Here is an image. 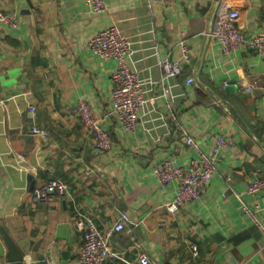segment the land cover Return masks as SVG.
I'll return each mask as SVG.
<instances>
[{
	"label": "crops",
	"instance_id": "0c3cea01",
	"mask_svg": "<svg viewBox=\"0 0 264 264\" xmlns=\"http://www.w3.org/2000/svg\"><path fill=\"white\" fill-rule=\"evenodd\" d=\"M105 1L107 11L94 14L85 0H0V9L19 19L17 28L0 23V264L9 257L5 236L25 264L41 256L48 264H79L84 233L77 210L100 229L128 215L125 241L110 243L135 264L132 238L152 264H264V235L238 198L260 206L264 225V192L247 194L264 176V60L247 48L224 54L209 36L223 4L240 13L246 36L264 31V0ZM111 26L132 43L129 65L147 102L134 132L108 121L114 146L97 158L73 110L79 100L99 115L110 108L117 65L95 57L89 40ZM181 40L192 60L169 75L161 62L180 60ZM253 79L259 88L245 91ZM31 107L46 138L30 130ZM219 135L235 145L222 150L206 193L170 212L178 184L162 189L153 168L166 159L187 166L196 153L186 136L210 153ZM52 180L66 183L72 199L35 204L34 190ZM108 264L126 263L111 257Z\"/></svg>",
	"mask_w": 264,
	"mask_h": 264
},
{
	"label": "built area",
	"instance_id": "2783aa9c",
	"mask_svg": "<svg viewBox=\"0 0 264 264\" xmlns=\"http://www.w3.org/2000/svg\"><path fill=\"white\" fill-rule=\"evenodd\" d=\"M149 5L176 3L178 0H143ZM85 4L94 14H103L107 11L105 0H85ZM240 13L221 5L216 15L215 29L209 34L222 49L224 54H233L241 48H247L256 52L264 60V31L253 36H246L238 27L237 22ZM0 23L17 28L19 19L15 15H8L0 9ZM181 58L178 61L165 60L161 66L169 75H178L181 72V61L190 63L192 60L191 48L184 41L179 42ZM89 47L95 57L102 60H113L116 62V71L113 74V88L111 91L110 108L102 115H99L94 108L85 100H79L74 107L73 113L94 141V155L98 158L104 154H110L113 149V141L107 129V123L111 118H115L126 132L137 130L140 122L141 110L146 105V97L140 82L139 73L131 69L129 57L132 50V43L124 36L122 31L111 26L101 30L89 40ZM240 82L246 79V74L242 69L238 70ZM194 79L190 78L188 84H193ZM260 86L258 79H253L252 83L244 86L245 91H253ZM164 97H167L165 89ZM28 120L30 130L34 134L47 137L45 132L37 127V116L35 108L28 110ZM185 142L192 147L196 156L189 160L187 166L176 164L172 159H166L153 168V173L162 189H166L171 183L177 182V192L173 202L166 205L170 212H176L182 206L199 200L207 191V188L218 171V161L220 154L225 148L234 147L233 140L224 135L215 138L214 145L210 153L202 151L198 144L189 136ZM90 174V173H88ZM264 192V176L255 178L247 189V194L257 195ZM58 197L63 200H71L73 195L69 186L60 181L52 180L45 186L34 190L32 201L35 204L47 203L51 198ZM242 208L260 227L264 235V225L258 219V212L261 211L259 205L251 208L245 204L240 196ZM76 216L80 221V229L84 233V244L79 253V264H108L111 257H116L126 264H135L127 261L121 254L111 250V239L119 237L125 241L122 233L130 232L128 225L130 218L122 215L119 221L112 227L100 229L94 219L86 212L76 211ZM131 247L138 252V262L140 264H152L142 245L132 238ZM196 249V247H194ZM197 255V252H195Z\"/></svg>",
	"mask_w": 264,
	"mask_h": 264
},
{
	"label": "water",
	"instance_id": "95a60500",
	"mask_svg": "<svg viewBox=\"0 0 264 264\" xmlns=\"http://www.w3.org/2000/svg\"><path fill=\"white\" fill-rule=\"evenodd\" d=\"M7 244L9 246V257L7 264H25L23 254L18 250L14 242H12L7 236H5ZM37 264H48L45 257L41 256Z\"/></svg>",
	"mask_w": 264,
	"mask_h": 264
}]
</instances>
